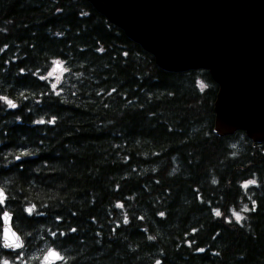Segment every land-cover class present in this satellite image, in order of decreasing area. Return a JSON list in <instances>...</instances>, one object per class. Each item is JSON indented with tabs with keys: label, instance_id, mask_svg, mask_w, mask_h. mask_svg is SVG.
I'll return each instance as SVG.
<instances>
[{
	"label": "trees",
	"instance_id": "1",
	"mask_svg": "<svg viewBox=\"0 0 264 264\" xmlns=\"http://www.w3.org/2000/svg\"><path fill=\"white\" fill-rule=\"evenodd\" d=\"M218 90L205 69L159 67L88 0H0V97L17 105L0 100V259L264 264V143L214 132ZM5 211L20 251L2 246Z\"/></svg>",
	"mask_w": 264,
	"mask_h": 264
},
{
	"label": "water",
	"instance_id": "2",
	"mask_svg": "<svg viewBox=\"0 0 264 264\" xmlns=\"http://www.w3.org/2000/svg\"><path fill=\"white\" fill-rule=\"evenodd\" d=\"M88 1L162 69L210 72L219 86L217 135L244 131L254 143H264V0ZM5 212L2 240L10 232L25 245Z\"/></svg>",
	"mask_w": 264,
	"mask_h": 264
},
{
	"label": "snow or ice",
	"instance_id": "3",
	"mask_svg": "<svg viewBox=\"0 0 264 264\" xmlns=\"http://www.w3.org/2000/svg\"><path fill=\"white\" fill-rule=\"evenodd\" d=\"M56 65H57V67L53 68V70L48 73V76H53L56 73L58 68L62 69V71H65V72L68 71V69L62 68V63L60 61H57ZM41 78L45 79V77H41ZM59 79H60V77H57V80H59ZM52 87L55 88L56 85L53 84ZM200 87H201V90H203L205 87H207V85L204 84L203 82H201ZM57 94H59V93H57ZM0 100H4L11 108L17 107V105L14 102H12L11 100H8L7 97H0ZM36 123L42 124V123H45V121L39 120V121H36ZM48 123H55V119L48 121ZM232 147L236 148V145H232ZM233 154L235 155V153H233ZM16 159L19 160L20 157L17 156ZM215 182L216 181L214 180L213 183H215ZM252 184H256V180L246 181L243 185V188L246 190L249 187V185H252ZM7 199H8V196H7L4 188L0 187V205H4V203ZM117 207H123V205H117ZM34 210H35V205L25 209V211L28 212L29 214H32L34 212ZM244 210L248 211L249 209L247 208V206H245ZM215 214L217 216L221 215L219 210H217ZM160 215L163 216L164 213H160ZM4 216H5V218H9L8 214L6 212L4 213ZM233 216L235 217L237 222H239L243 219V217L240 215L239 212L233 211ZM124 222L127 223L126 218H125ZM72 231H76V229H72ZM193 231H195V229ZM52 235L55 236L56 233H53ZM149 239H154V237H149ZM2 246L5 248H12V249H22L24 247L23 241L18 236H16L14 233H10V232H9V234L5 235V237L3 239V245ZM199 251L203 252L204 249H199ZM21 255L22 254L18 253L16 258L20 259ZM65 260H66V258L63 255H61V253L58 252L54 248H49L43 256V264H55L56 261H65ZM0 264H13V262H11L7 259H0ZM156 264H160V261H157Z\"/></svg>",
	"mask_w": 264,
	"mask_h": 264
},
{
	"label": "bare ground",
	"instance_id": "4",
	"mask_svg": "<svg viewBox=\"0 0 264 264\" xmlns=\"http://www.w3.org/2000/svg\"><path fill=\"white\" fill-rule=\"evenodd\" d=\"M130 38V37H129ZM131 39V38H130ZM132 41H134L135 42V40H133V39H131ZM137 43V42H136ZM139 44V43H138ZM140 45V44H139ZM223 108V105H220V107H219V109L221 110ZM23 240H24V242H25V245H24V247L23 248H25V246H26V241H25V239L23 238ZM22 248V249H23ZM22 249H20V250H22ZM20 250H18V251H20Z\"/></svg>",
	"mask_w": 264,
	"mask_h": 264
}]
</instances>
